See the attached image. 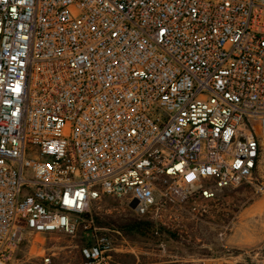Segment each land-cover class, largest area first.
<instances>
[{
    "label": "built area",
    "instance_id": "obj_1",
    "mask_svg": "<svg viewBox=\"0 0 264 264\" xmlns=\"http://www.w3.org/2000/svg\"><path fill=\"white\" fill-rule=\"evenodd\" d=\"M263 136L264 0H0V264L79 230L77 264H112L93 204L170 228L250 183Z\"/></svg>",
    "mask_w": 264,
    "mask_h": 264
},
{
    "label": "rangeland",
    "instance_id": "obj_2",
    "mask_svg": "<svg viewBox=\"0 0 264 264\" xmlns=\"http://www.w3.org/2000/svg\"><path fill=\"white\" fill-rule=\"evenodd\" d=\"M261 142L258 169L250 183L224 189L212 201H189L181 210L171 209V227L162 228L174 238L162 237L156 242L129 239L120 230L107 228L120 231L124 240V248L113 255L112 264H264V208L259 207L264 203V136ZM91 214L93 220L137 217L108 198L93 204ZM83 236L80 230L75 236L27 234L8 264H43L42 255L51 257L50 264H77Z\"/></svg>",
    "mask_w": 264,
    "mask_h": 264
},
{
    "label": "trees",
    "instance_id": "obj_3",
    "mask_svg": "<svg viewBox=\"0 0 264 264\" xmlns=\"http://www.w3.org/2000/svg\"><path fill=\"white\" fill-rule=\"evenodd\" d=\"M95 225L100 228H116L129 239L156 242L159 238L173 237L174 234L162 227H157L152 221L145 217L129 216L120 221L110 219L100 220L94 218ZM114 264V263H113Z\"/></svg>",
    "mask_w": 264,
    "mask_h": 264
},
{
    "label": "bare ground",
    "instance_id": "obj_4",
    "mask_svg": "<svg viewBox=\"0 0 264 264\" xmlns=\"http://www.w3.org/2000/svg\"><path fill=\"white\" fill-rule=\"evenodd\" d=\"M259 207H261V208H264V203L263 204H259ZM262 215V214H261Z\"/></svg>",
    "mask_w": 264,
    "mask_h": 264
},
{
    "label": "water",
    "instance_id": "obj_5",
    "mask_svg": "<svg viewBox=\"0 0 264 264\" xmlns=\"http://www.w3.org/2000/svg\"><path fill=\"white\" fill-rule=\"evenodd\" d=\"M133 206V205H132Z\"/></svg>",
    "mask_w": 264,
    "mask_h": 264
}]
</instances>
